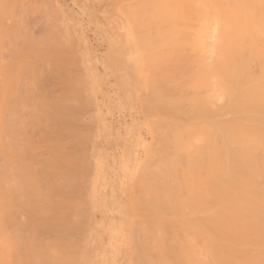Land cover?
<instances>
[{"label":"bare ground","instance_id":"obj_1","mask_svg":"<svg viewBox=\"0 0 264 264\" xmlns=\"http://www.w3.org/2000/svg\"><path fill=\"white\" fill-rule=\"evenodd\" d=\"M12 1L0 0V47L7 45L10 47L8 48L10 50H7L10 53L14 52V55L12 53L9 56V58H14L12 60H16L14 79L19 78L18 83H21L19 82L21 79L25 80L22 89L20 88L23 85L19 84L20 88H17V80H13V82L15 81L14 85L17 83L18 91L16 89L15 91L21 93V96L18 94L17 97L25 98L24 101L35 99V101L32 100L35 103L34 105L28 103L31 106L24 107L25 110L22 113L27 117L21 118L23 115L18 111L19 107H16L17 111L14 109L13 103H16L14 100L16 97L13 98L15 94L10 91L13 85L9 83L12 82L11 78L10 81L7 78L9 82H6L10 84V89L7 88L10 93L7 90L3 92V87L0 89L2 91L0 92V264H78L77 262L81 258L84 260L86 257L83 256L86 255L82 254L83 256L79 257L80 260L77 257V254L80 256L82 253L79 251L82 248L79 242L84 241L80 235L76 237L79 242L74 236L81 230V224L74 220L76 219L74 216L79 215L77 213L80 211L81 214L84 213L82 217L88 218V213L84 212L88 211L84 208L86 204L83 207L86 200H79V196L82 197L86 192L83 190L88 187L86 184V187H81L83 190L78 195L77 192H80L81 189L78 190L80 187L76 186L77 184L82 186L80 182H83V179H78H81L79 177H82L85 171L89 175L90 162L86 163L85 161L86 164H89L86 166L84 163L86 168L82 164L85 169L82 168L81 163L79 165L84 156L80 159V154H77L78 157H76L75 152H81L78 150L84 147L86 142H82L84 145L79 146L81 140L78 142V138L83 137V133L87 130L84 132L79 129L80 132H77L78 126L73 127L72 120L79 118L77 103L83 99L82 97L79 99V97L85 94L82 90V95H78L81 93L76 92L79 97L76 95V98H73L74 94L71 96L72 100L78 98L77 102L73 100L76 103L74 107L77 109L73 108V101L65 96L74 87H71V79H68L73 76L69 75L68 77L70 73H66V69L69 68L67 65H65V69L63 68L69 60L65 63V60L62 61L63 66H59L58 62H55L57 65H54L50 61L53 64L50 66L51 63L46 59V55L52 57L58 55L59 51L55 52V49L57 50L60 43L58 45L55 43L56 41L53 44L49 43L52 46L57 45L56 48L54 46V50L51 48L54 53L47 49L49 44L47 47L43 44L42 38L38 40L46 49L36 44V39L29 51V56L23 52L21 54L20 47H17L19 45L15 41L8 45L10 40L6 39L12 37H8L9 33L7 32L11 30V27L4 24H7L9 20L7 15L11 7L13 4L16 6V0L14 3ZM11 2L13 4L10 5ZM106 2H104L105 6L109 4L115 9L118 7L120 12L118 13L122 14L125 19L127 32L119 28L118 31L116 28L115 31L120 32V35H116L115 31L113 34L117 37L121 36L118 38L123 42L125 36L122 38V35L128 33L129 41H131V56L127 55L131 58L129 63L126 62L125 53H123L126 49L120 50L121 47L118 46V48L117 44L114 47L113 43L115 42L110 39L111 35L107 38L108 41L112 40L111 44H113L110 47V42L107 41L108 48H111L108 50L110 51L111 64L113 63L112 66H114L112 69L119 73V75L115 73L116 77L123 76L120 84L124 96L136 97L140 103L151 135L150 144L145 139L142 140L141 137V143L142 141L143 143L148 142V146L144 148L145 157L141 158L142 161L136 159L137 165L140 160L138 166L133 164L135 159L130 163L136 169L132 166L133 170L128 175L125 174L122 183L123 212L129 219L127 227L125 226V229L128 228V233L122 235L123 248L128 255L127 264H264V0H111L107 4ZM16 7L12 8V12L14 8L19 9L18 6ZM108 13L106 15L113 14ZM118 13L117 15H119ZM27 15L28 13L26 17ZM110 16L109 21L113 17ZM115 19L112 21L116 22L117 19ZM9 23L12 22L9 21ZM122 24L124 25V23ZM27 25L30 24L27 23ZM116 25H113V28ZM16 28L18 29V27ZM32 28H34L33 25ZM12 31L11 33H13ZM5 32L7 36L3 34ZM25 32L27 33V31ZM17 33L20 35L19 31ZM38 33H41V30ZM25 34L24 36H27ZM34 34H32L33 38L36 36ZM13 36L15 37L14 34ZM5 37L8 38L4 40ZM27 37H30L29 34ZM113 38L115 39V37ZM129 41L127 40L128 43ZM1 42H4L3 45ZM80 42L82 43V40ZM11 46H13L12 50ZM14 46L17 47L16 50H14ZM40 47L50 51V54L48 51L44 53ZM64 55L65 59V52ZM129 57L127 58L129 59ZM41 61L50 63L47 64L48 67L50 66V75L53 73L58 77L56 79L60 86L57 85L58 89L52 84L48 86L46 82L43 86L46 85L50 88L45 89L46 86H41V89L44 88L43 91H35L39 89L36 86L35 92H33V96L36 98H30L32 93L30 90L33 89L29 88L30 85L26 87L30 79L34 82V79L36 80V77L40 75L46 79L48 77L49 70L46 71L47 75L46 73L41 74L43 69H41V73L38 71L42 64ZM36 62L40 63L39 66H36ZM75 64L77 66V63ZM43 66H46V63ZM35 69H37L36 72ZM124 69L129 74L121 75V71ZM34 72H39L40 75H34ZM134 75L138 77L137 85L132 80ZM43 77L40 81H45ZM76 79L72 81L78 82ZM81 79L82 81L86 80L80 78L79 82ZM1 82L3 81L1 80ZM51 82H55L54 79L53 81L51 79ZM4 84L5 82L3 83L5 87ZM0 85L2 86V83ZM51 85L56 89H51ZM74 85L76 84L74 83ZM57 89L62 92V97L60 93L58 94ZM80 90L79 92H81ZM68 94L71 95V93ZM68 99L72 105L68 112L73 113L75 111L72 109L76 110V116L74 115L73 119L70 112L68 117V112L65 109ZM8 101L13 102L12 105ZM91 103L92 101L90 105H92ZM85 104L87 103L85 102ZM67 107L70 108V106ZM81 107L83 108V106ZM21 108L23 109V106H20ZM87 116L89 117V115ZM18 118L25 119V122L28 121L29 126L26 124L25 127H29V129H24V125H21L24 132L22 129L20 133H26L24 139L27 136V140L31 139L32 136L28 131L25 132V130H30L33 138L37 136L34 139H38L39 135V137H44H41L42 140H56L57 144L59 143L57 147L56 143L55 147L53 146L56 149L55 151L51 150L53 151V154H50L51 159L48 156L51 161L47 159L49 161H46L47 168L46 164L40 168L43 162L36 161L40 154L38 155L36 152L38 156L36 154L34 156L32 153L34 148L32 151H28L32 157L21 149V147L25 149L27 144L29 147L33 138L29 143L22 139V144L27 143L23 147L18 141L19 139L15 140L11 133H7L9 129L15 128V126L13 129L12 126H7V122L10 121L11 125L20 126V122L15 123ZM91 121L92 119H90ZM144 121L142 120V124ZM72 127L77 130L74 132ZM76 132H82V136L79 137L81 134L77 135ZM62 133H66L70 137L68 139L66 136L69 143L73 139L72 148L79 146L77 151L72 150L73 154L61 153L62 150L66 152L68 150L64 149L67 140L63 139L64 143L61 141ZM64 134L63 137H65ZM127 137L130 139L129 135ZM88 138L86 135L84 140ZM128 139L127 147L124 148L129 151L128 147H131L130 144H134V142L130 139L133 143L128 146L127 144L130 142ZM53 141H50L51 144L40 143L47 147L48 145L52 146ZM37 142L39 139L36 141L38 146ZM139 145L141 144L136 147L134 144V147L137 149ZM37 146L35 147L37 148ZM67 147L70 151L71 144ZM29 148L31 149V147ZM127 150L125 152H128ZM48 151L50 152V150ZM57 151L60 155L54 154ZM133 152L127 154V157L130 156L129 162L132 159L131 155H134L131 154ZM124 153L123 156H125ZM43 159L41 157V160ZM76 165L81 168L76 169ZM79 169L83 172H80V176L77 177ZM86 179L88 180L86 182L90 183V176ZM86 179L84 178V180ZM79 203L82 206L80 209H85L83 212L79 210L81 207ZM77 207L79 211L76 210ZM84 245L87 244L84 243ZM87 247L89 246L87 245ZM87 247L84 246L85 254H89L87 251L90 248L87 249ZM93 248H91V252L99 251L98 248L96 250ZM70 254L73 255V258ZM88 259L86 258L85 261L93 262L92 257ZM88 261L87 264H89ZM83 262L81 261L79 264H83ZM93 263L95 264V262Z\"/></svg>","mask_w":264,"mask_h":264},{"label":"rangeland","instance_id":"obj_2","mask_svg":"<svg viewBox=\"0 0 264 264\" xmlns=\"http://www.w3.org/2000/svg\"><path fill=\"white\" fill-rule=\"evenodd\" d=\"M14 1L15 0H13L12 2L14 3ZM109 1H111V0H109ZM109 1L107 0V2H106V0H40V1L39 0H34V1L33 0H31V1L30 0H16V6H18V8L20 10L19 9H16L17 7L14 6L15 4H13L11 2L10 5L13 4V7H16V8H14V10L12 12V8L13 7H11V10L9 11V13L7 15V18H9V20L7 21V24H4V25H7V26H10L11 27L10 29L13 30L12 31L13 33H11V30H9L10 32L9 31L7 32V33H9V36L8 37H12V38L5 37L4 40L6 38H8V39H6L7 41L10 40L8 42V45H11V43H14V41H15V43H17V45H19V46H17V45H15V46H17L18 48L20 47L21 49L19 48V51L21 52V54L23 52L26 56H29L30 55V52L29 51L31 50L32 45L35 44L34 42H36V41H34V40H36V39H37L36 44L40 45L41 47L43 46L42 45V42H44L43 44H45L46 47H47V44H49L50 42L53 44L56 41L55 43H57V45L60 43L58 46L57 45H53L52 46L51 44L48 45V48H47L48 50L50 49V51H53L54 50V46H55V48L57 46L58 48H57V50L55 49V52L56 51H59V52H58V55L55 56L56 58L55 57H52L50 55L49 56L46 55L47 56L46 59L49 62L52 61V63H54V65L58 62V65L59 66H63L61 64L62 61L65 60L64 61V63H65L66 61L69 60L68 61L69 63L66 62L64 64V66L67 65V68H69L68 70L66 69V71H67L66 73L67 74L70 73V74H68V77L70 75V76H73V77L77 78L76 80H78V82L77 81L73 82L74 79H75L73 77L72 78L71 77L68 78V79H71L70 80L71 81V84H72L71 87H73V86L74 87L71 88V91L70 92H68V93H71V95L67 93V95L69 97L67 95H65V96L67 98L71 99V96H73V94H74L73 98H76L77 93H81V94H78V95H82L84 93L85 95H82L80 97L77 95V97H79V99L81 97L83 99L86 97L84 99V102L82 101L83 99H80L79 100L80 102L78 101L79 102V103H77L78 104V109L76 107H74V105L76 104L74 102L75 101L77 102V99L78 98L76 100L73 99L75 101H73L71 99L73 101L72 102L73 108H76L77 111L79 110L77 112V116L79 117L78 118L79 119L78 122H80V125H78V122H77L78 119L74 117V115L76 116V110L75 109H72V111H75L73 113L69 111L71 113V115H72V119L75 118V119H73L74 121L72 120V124L74 125L73 127H77L78 126L77 127L78 128V131L77 132H80L79 129L82 130V131H84V132L87 130L85 133H83L85 137L84 136L81 137L82 139L81 138L80 139L78 138V142L81 140L80 141V144L78 143L79 146L80 145L83 146L85 144L86 147H85V145H84V147L81 146L82 148L80 147L81 149H79L78 151L81 150L82 153L81 152H78V153L75 152V155H76V157H78V155L80 154V156H79L80 159H81V157L84 156L83 157V160L81 159L80 162H79V165L81 163L82 168H83V165H84L85 161H86V163L90 162L89 163L90 165L85 163L86 166H88V165L90 166V168L88 169V170H90L89 171L90 173L88 175V172L86 173V171H85L83 173V176L82 177H79L81 179H78L77 178L78 180H82L83 179V182L82 181L80 182L82 184V186H80V184L78 186V184H77L76 187H80V188H78V190L81 189L80 192L79 191L77 192L78 195H79V193H81V191L83 190L82 188L86 187L85 184L87 185L88 188H86L85 190H83V191H86L85 194L82 193L84 195V196L82 195L83 198L81 196H79L80 197L79 200H81V199H83L84 201L86 200V202H84V203H83V200H82V203L84 204V205L83 204L82 205L84 207L85 204H86V206L84 208H86V210H88V211H84L85 210L84 208H83L84 210L80 209V208H82V206L80 204L81 202L79 203L80 206H81V207H79V210H82V212L84 211L85 213L87 212L88 215L89 214L91 215L93 213L91 216L89 215L90 217L86 214L87 217H88L86 219L85 216L82 217V215H84V213L81 214L80 211L78 210V207L76 209V210L79 211V213H77L79 215H77V216L75 215L74 217H76V219H74V220H77V221L80 222V224H81L80 229L81 230H80V233L79 234L77 233L78 235L76 234L74 236L76 238V237H78L80 235V237L84 241V242L81 241L82 242V244H81V242H79V240H77V238H76V240L80 243V245H82L81 250L79 249L80 253L81 252L82 253H81L80 256H78V254H77V257H78V259H79V257L81 258V256H83V255H86V256H83V257H86L87 259L89 257H92V260H93V262H95V264H127L128 263V261H127L128 260V255L125 253V250L123 248L124 239H123L122 235L123 234L126 235L125 233H128V228L125 229V226L127 227L128 223H129V221H128L129 219L126 218L127 216L125 217V214H124L125 212H123L124 211V208H123V203L121 201L122 200L121 198L123 197V187H122V183H123L124 177L126 175H128V173H130L131 170H133V167L136 169V167L133 166V164L134 165L136 164V159L137 160L138 159H141V158L144 159V157H145L144 156V154H145L144 148L146 146H148L147 143L151 140L150 139L151 135L149 134L150 131L148 130V127H147L146 116H145V114L143 113V111L141 109L140 103L138 102V100L136 99V97L130 98L131 95H129V98H128V96H124V94H123L124 92H122L123 90H122V87H121V84H120L121 81H122L121 78H123V76L121 78L119 76L116 77L115 75L116 74L119 75V73L117 72V70L115 71V70L112 69L114 66H112L113 63L111 64V61H110V58H109V52H110L109 50L111 48H108V47L109 46L110 47L113 46V44H114V47H115L116 46L115 44H117V47L118 46L121 47V48L118 47L120 50L122 49V51H123L124 49H126L123 52V53H125L124 54L125 56L124 55L123 56L125 57L126 62H129L130 63V59L131 58L129 56H131V49H130V47H131V44H130L131 41H129L128 33L122 35V38H124V36H125V39H123V42L121 41L122 39L121 40L119 39L121 36H118L119 38L116 36L118 34L120 35V32L115 31L116 28H117L118 31H119V29L120 30L123 29L125 32H127V29H126L125 19H124V17H123L122 14H119L120 12L118 11V7H116V9H115V7H113V6L110 7L109 4H108V6L107 5L105 6V3L104 2H106V4H107V3H109ZM29 4H31L33 7L30 6ZM35 5H37V6H35ZM22 8H24L23 9V13H25L24 14L25 16L22 13ZM30 8L33 9L34 11L31 10ZM26 10H27V12H26ZM28 10H29V12H28ZM36 11H37V13H36ZM11 12L14 15H12ZM17 12H18V14H17ZM30 12H31V14H30ZM107 12H109L108 14H112L113 13L111 15V16H113L112 17V20H114V18H116L118 21L120 20L121 22L120 21L118 22L116 19H115L116 22L115 21H112V20L109 21L110 19H108V18H109L110 15H106ZM27 13H28V15H27L28 18L26 17V14ZM117 13L119 15H117ZM44 14H45V16H44ZM114 15H117V16L114 17ZM118 16L121 19L120 18H117ZM22 18H23V20H21ZM39 18H40V20H39ZM30 20H32V21L30 22ZM123 20H124V22H122ZM9 21H11L12 23H9L8 24ZM27 23L30 24V25H27ZM118 23H120V24H118ZM122 23H124V25ZM12 24H15V25H12ZM35 24H36V26H35ZM116 24L120 25L121 27L118 26V25H116ZM32 25L34 26V28H32ZM41 25H42V28H40ZM113 25H116L117 27L115 26V28H113L114 27ZM13 26H15V27H13ZM23 26L25 27V29H24ZM30 26H31V28H29ZM16 27H18V29ZM19 28H23V29L20 30ZM23 30L27 31V33L29 34L30 37H27L28 34L25 31H23ZM40 30H41V33H38ZM14 31H15V33H14ZM18 31H19L20 35L17 33ZM111 31H112V33H111ZM113 31H115L117 34L114 35L113 34ZM23 33L24 34L26 33L25 35H27V36H24ZM33 33H35L34 35H36L34 38H33V35H32ZM122 33H123V31H122ZM3 34L5 36H7L6 32L3 33ZM13 34L15 35V37L13 36ZM59 35H60V37H59ZM110 35H111V37H110ZM43 36H44V38H43ZM112 36L115 37V39ZM108 37H110V39H112L115 43L111 44L112 43V40L110 41V39H109V41H108V39H107ZM32 38H33V40H32ZM41 38H42V40H41ZM63 38H64V40H63ZM38 39H40L42 42L40 40H38ZM49 39H50V41H48ZM57 39H59L58 40L59 42L57 41ZM68 39H70V40H68ZM116 39H117V41L119 43L116 41ZM52 40H53V42H52ZM73 40H75V41H73ZM81 40H82V43L80 42ZM127 40L129 41V43L127 42ZM45 41H46V43H45ZM107 41L110 42V45L109 46H108ZM4 42H1V44L4 43ZM120 43H122V44H120ZM72 44H74V46H71ZM121 45H123V46H121ZM15 46H14V50H16L15 48H17ZM49 46H51V47L49 48ZM1 47H2V49H0V51H1L0 52V61H1L0 62V72H1V69H2V72L0 73V77H1V80L3 82H1V80H0V84L2 83V86L0 85L1 86L0 89L3 87V92H5L7 90V92H9V93L11 91V92H13V94H15L13 96V98L16 97L14 99L16 101V103H13L12 102L13 105H15L14 109L17 111L16 107H19L18 111H20V114L23 115L24 113H22V112L25 110L24 107L31 106V104L28 105V103H32V105H34V103H35V102H32V100L35 101V99H32L31 98V97L36 98L35 96H33V92H35V91H43L42 89H44V88L41 89V86L42 87H45L46 85L43 86V84H45L46 82H47L48 86H50L49 84H52L53 86H56V88H58L57 87L58 84L60 86V83H58L59 81H58V79H56V77H57L56 75H53L52 72H51L52 74L50 75L49 67L52 66L53 64L50 62L51 65L48 67L47 64L49 62H42V61L46 60V59H44L45 57H43L44 60L41 61L42 64L39 63L41 67L39 68L40 70H38V71L41 73L42 72L41 69H43V73H41V74H44V73H46V71L49 70L48 77L46 79L45 77H43L42 75H40L39 72L35 73L38 68L35 69V72H34L35 74L34 75H37V76L40 75V76H38L39 78L36 77V76H34V77H36V80L33 77L34 82L30 79V82H29L30 84L28 83V86H26V87H29V85H30L29 88L30 89L31 88L33 89L32 91L30 90V92H32L31 93V96H30L31 99L28 98L30 100L27 101V99H26V101H24L25 98L24 99L23 98H20V96H21L20 94L21 93H18V92L15 91V89L18 91L17 88H20L21 85H23V86H21L20 89H22V87H24L25 80L24 79H21L19 81L21 83L23 82V84H21V83H18V79L19 78L18 79H14L15 77H13V75L16 76V72H15V68H14V66H15L14 64H15V61L16 60H12V59H14L12 57H10L11 58L10 59L9 56H11L12 53H13L12 55H14V52L12 51L10 53L8 51V50H10V49H8L10 47H8L7 45L6 46L5 45L4 46H1ZM41 47H40V50H42V51L44 50V53H45V51H48V50H45L46 48L44 46L42 48H45V49H41ZM12 48H13V46H11V50H12ZM51 48L53 50H51ZM65 48H66V51L67 52L64 51ZM42 51H40V53ZM50 51H48L49 54H50ZM122 51H121V53H122ZM20 52H18V54H20ZM64 52L66 54V58L67 59L66 58L64 59V56H65L64 55ZM5 53L7 54V56H6ZM71 53H72V56H70ZM8 54H10V55H8ZM73 54H74V56H73ZM127 55H129V56H127ZM57 56L59 57V59H58ZM49 57H51V58H49ZM60 57L63 60L62 59L60 60ZM127 57H129V59ZM52 58L54 59V61H53ZM68 58L71 59V62L73 64L70 62V59H68ZM7 59H9V60H7ZM73 60L75 61V63H77V66H76V64L74 63ZM10 62H12V63H10ZM37 62H36V66L37 65L39 66V64ZM1 63L2 64L5 63L4 64L5 66L3 65L1 67V65H2ZM45 63H46V66H43V64H45ZM78 65H80L78 69H81L82 70V73H81V70H78L77 69ZM63 68L65 69L66 66L63 67ZM76 69H77V71H76ZM120 70H122V69H120ZM124 71H125V69H124ZM124 71H121L122 72L121 75H126V73H128V72H126V71L124 72ZM2 73H4L3 74L4 76L2 75ZM75 73L77 74L76 76L73 75ZM78 73H79V76H78ZM123 73H125V74H123ZM6 74H8V75H6ZM81 74H83V75H81ZM46 75H47V73H46ZM46 75H44V76H46ZM41 76L43 78H45V81H43V80L40 81L41 78H42ZM49 76H51V77H49ZM3 77H5V78H3ZM12 77H13V79H12ZM7 78H8V80L11 78L10 80L12 82H9L10 80L8 81ZM80 78H83V80L86 79L85 80L86 82L85 81H82V79L79 82V79ZM51 79H52V81L54 79L55 82H51ZM13 80H17L16 82L18 84L15 83V85H14V82L15 81L13 82ZM22 80H24V81H22ZM37 80H39V82H37ZM132 80H134L135 85L138 84V83H136V81H138V77H135V75L132 76ZM4 82H5V84H4L5 87L3 86V83ZM6 82H9L11 85L13 84L12 85V88H14V90H12V88H11V90L8 91L10 89V84L8 83L9 84L8 85ZM74 83L76 85H74ZM80 83L83 86V88H81L82 86L79 85ZM16 84L18 85V87L16 86ZM19 84H20V86H19ZM119 84H120V86H119ZM52 85H51V87H52ZM36 86L39 89H36ZM48 86H46L45 89H47ZM78 86H80L81 90H80V88H77ZM7 88H9V89H7ZM54 88L52 87L51 89H54ZM58 89H57V91H58ZM72 89H73V91L75 90V92H73ZM77 89H78V91H76ZM79 90L81 92H79ZM82 90H83V93H82ZM0 92H2V91L0 90ZM59 93L61 94L60 96L62 97V92L61 91L60 92L58 91V94ZM18 94L20 95L19 97H17ZM0 95H1V93H0ZM59 97H57V98L59 99ZM61 97H60V99H61ZM66 97H65V99H66ZM13 98H12V101H14ZM18 98H20V99H18ZM90 98L92 99L91 100L92 101V103H91L92 105H90V102H91L90 101ZM68 100H67V102L68 103L70 102V104H68L67 102H66L67 104L65 103L66 104L65 105L66 106L65 109L67 110V112H68V109L70 110L72 108L71 101L70 100L68 101ZM124 100H126V101H124ZM132 100L134 101L135 104L133 103ZM0 101H1V99H0ZM18 101H19V103H18ZM22 101H24V102H22ZM64 101H66V100H64ZM85 102L87 104H85ZM8 103H11V101L10 102L8 101ZM12 103H11V105H12ZM17 103L20 106H23V109L21 108L22 110L20 109V106ZM67 106H70V108L67 107ZM81 106H83V108H85V109H83ZM125 106L127 107V109H126ZM69 112L67 113V115L69 114ZM138 112H140V113L138 114ZM84 114L89 115V117L87 115H84ZM69 115H68V117H69ZM81 115H82V117H81ZM92 115H93V118H91ZM24 117H27V115L21 116V118H24ZM21 118H18L17 121L15 122V123H19L20 122V126H17V124H14V125L12 124L11 125V122L10 121L7 122V126H12L11 127L12 129L14 128L13 126H15V128L17 130L16 131L15 128L13 130H10L7 127L10 130L9 131L7 129L8 130L7 133L8 134L11 133V136H13L15 138V140H18L19 139L18 141L20 143H21V140L22 139L25 141V140H27V137H28L27 136L24 139V136H25L26 133L25 134L24 133H20L21 132L20 130H22L23 128L24 129H26V128L29 129V127H25V125L28 122L27 119H26L27 122H25L24 121L25 119L24 120L22 119L23 120L22 121ZM80 118H81L82 121L80 120ZM88 118L92 119V121H91L92 123L90 122V119H88ZM107 119H108V121H107ZM20 120L22 121V123L25 122V124H22ZM142 120L143 121L145 120L143 122V124H142ZM84 122H86L85 123L86 125L84 124ZM21 125L22 126L24 125L23 128H22ZM143 125H145L144 127L146 129L144 127H142ZM73 127H72V129L74 130ZM84 127H86V128H84ZM19 128H21V129H19ZM77 128L74 130V132L77 130ZM24 129L22 130V132H24ZM143 129H145V130H143ZM13 131H15V132H13ZM27 131L30 134V136H32L31 137V139H32L33 138V135L31 134V131L30 130H25V132H27ZM16 132H17V134H16ZM77 132H76L77 135L81 134V135H79V137L82 136V132L81 133H77ZM28 133H27V135H29ZM93 133H95V134H93ZM63 134L64 133H62V136H60V137H62L61 138L62 143H64L65 140H67V137H68V135L66 133H65L66 135L64 134L65 137H63ZM127 134L129 135V137L131 136V134H135V135H132L135 139L134 138L132 139V136L130 137V139L133 140V142H134V144H135L136 147H137L138 144H141V145H139V147L140 146H142V147H140V149L138 147L137 148L138 150H137L134 147V144H130V143H133V142H131V140L128 139V137H127L128 135ZM77 135H76V138H77ZM86 135H87V138L88 137H90V138L92 137V138L91 139L88 138V139H90L89 141H87L88 139L84 140V138H86ZM11 136L8 135L9 138H11ZM35 137H37V136H35ZM41 137L42 136L39 137V135H38V139H39V142H37L38 143V146L36 144V141H38V139L37 138L36 139L33 138L36 141L34 142V140L32 139L33 142L31 141L29 143V141L31 140L30 137H29L30 140H27L25 142H28L29 143V147H31V149L27 146L28 145L27 143H26L27 145L25 144L26 146L21 143L22 146L23 145L25 146V149L22 148V147H21V149H23L24 152H27L26 154H28V153H30L28 151L29 150L32 151L33 150L32 148H34V150L32 152L33 155L36 154V152L38 153V155L40 154L39 159H37L38 157H34V158L37 159L36 160L37 162L38 161L40 163L43 162V163H41L42 166L40 168L44 167L43 164L44 165L46 164L45 166L47 168L48 163L46 161H48L49 159H51L50 157H52V156L50 154H53L52 153L53 151H51V150L54 149V151H55V149H56V148H54L55 147V143H56V147H57V145H59V143L57 144V141L56 140H54V141L53 140H50L51 142L53 141L54 144H52V146L51 145L50 146L48 145L49 148L47 149V151H45L48 146L47 147L46 146L44 147L42 143L43 142H46L47 144H51V143H50L49 140L48 141L47 140H42V138H44V137H42V138ZM69 138L70 137H68V139ZM125 138L128 139V142L130 141L127 145L129 146V144H130L131 147H128V148H130V150H133L134 149L136 151L133 152V151H130V150L128 151L127 149H125L127 147L126 146L127 139H125ZM63 139H65V140H63ZM141 139L142 140L145 139V141H148V142L147 143L146 142L143 143V141H142V143H141ZM24 141H22V142L24 143ZM40 142H42V143H40ZM72 142H73V139L70 140V143H69V140H67V142H65L66 147L64 145V149L65 150L68 149V150H67V152L62 150L61 153H71V154H73L74 153L73 152L74 150L77 151L76 149L79 146L77 145V146H74V148H72ZM82 142H86V143L83 144ZM137 142H139V143L136 145ZM150 142H149V144H150ZM31 143H32V145L30 146ZM46 143H44V145H46ZM88 143H89V145H88ZM69 144H71V149H70L71 152L69 151V147H67ZM39 145H41V146L39 147ZM87 145H88L89 148L87 147ZM11 146L13 147L14 145L12 144ZM35 146H37V148ZM62 147L63 146L61 145V148ZM35 148H36V150H35ZM83 148H85L83 150L84 153L82 151ZM124 149L127 150L128 152H133V153H131V154H134V155H131V158H132L131 159V162H129L130 161L129 160L130 159V156L127 157L128 156L127 155L128 152H125ZM23 150H22V152H23ZM48 150H50V152ZM47 152H48V154H47ZM123 153L125 154L126 158H125V156H123ZM140 153H141V155L143 154V156H141ZM54 154L60 155V153L58 151L55 152ZM109 154H111V155H109ZM129 155H130V153H129ZM29 156L32 157V154H30ZM45 156H47V157H45ZM48 156H49V159H48ZM139 156H140V158H139ZM41 157H42V159L43 158L44 159L41 160ZM86 157H88L90 160H87L88 158H86ZM100 157H101V159H100ZM134 159H135V163L133 161ZM143 159H141V161ZM49 161H51V160H49ZM132 161H133V164L130 165V163H132ZM139 162H140V160L137 162L138 165H139ZM91 163L93 164V166H91L92 165ZM128 163H129V165H128ZM79 165H76V169L81 168V166H79ZM37 166H39V165H37ZM86 166L84 165L85 168H86ZM129 166H131V167L133 166V167L132 168L130 167V169H129ZM85 168H83V169H85ZM80 170L81 169L78 170L79 171V174H77V177L80 176V172H83V171H80ZM99 171H100V173L102 175L99 173ZM81 175H82V173H81ZM89 176H90V179L89 180H91V181H90V183H87L88 180L86 178H89ZM83 177L86 180H84ZM84 181H85V183H84ZM87 189H88V191H87ZM76 190H77V188H76ZM87 193L90 195V197H88L89 195ZM78 195H77V197H78ZM92 219H95V220H92ZM87 221H88V224H87ZM81 238H79V239H81ZM122 241H123V244H122ZM78 242H76V243L79 245ZM84 243H86L89 247H87V245H84ZM90 243H91V246H90ZM93 243H94V245H93ZM84 246L87 247V249L90 248L87 251L90 255L89 254H85L86 249H84ZM96 246H98V247H96ZM95 247L98 248L99 251L96 250ZM91 248H93V250L95 249L96 251H92L93 252L92 253L90 251V250H92ZM83 250H84V253H83ZM79 251H78V253H79ZM75 255H76V253H75ZM88 255H89V257H87ZM70 256H71V254H70ZM71 257L73 258V255ZM85 259L82 260V258H81V260L79 259L80 260L79 262L81 263V261H84L83 264L84 263L87 264V261L88 260L90 261V259H88L87 261H85ZM76 261H78L77 258H76ZM89 261H88V263H89ZM79 262H77V263L79 264ZM93 262H90L89 264H94Z\"/></svg>","mask_w":264,"mask_h":264}]
</instances>
